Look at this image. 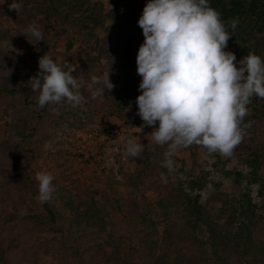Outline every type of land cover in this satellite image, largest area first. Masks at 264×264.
Returning <instances> with one entry per match:
<instances>
[{
	"label": "trees",
	"instance_id": "obj_1",
	"mask_svg": "<svg viewBox=\"0 0 264 264\" xmlns=\"http://www.w3.org/2000/svg\"><path fill=\"white\" fill-rule=\"evenodd\" d=\"M110 1L108 8L99 0H0V44L9 52L14 48L37 50L49 53L57 63L67 61L76 67V71L71 74L85 82L93 74L101 75L110 71L109 80L115 85L114 88L109 93L105 89L96 98H92L87 87L81 88L84 104L103 117L115 116L125 125L142 127L143 121L137 115L135 103V98L140 94L138 85L141 81L136 72L135 60L144 40L137 21L145 4L141 0ZM17 3L20 7L12 9L11 5ZM210 6L220 13L221 20L232 36L226 50L232 51L237 61L249 52L264 60V0H210ZM233 19L239 21L234 30L230 27ZM33 23L42 30L43 41L37 42L27 32V27ZM21 55L19 58L25 63L28 74L35 76L38 61L35 66L34 62L28 63ZM29 78L25 77L24 83L12 92L22 93L26 104L40 107L37 103L38 93H34L27 83ZM59 104L74 116L79 111L77 106L72 107L64 102ZM246 107L248 113L243 123H249L250 126L244 129L245 135L232 155L209 153L203 146L196 144L179 148L191 154L203 151L220 161L224 158L225 163H231L236 156L246 161L249 167L245 175L246 190L238 196L223 195L218 209L200 204V195L185 191L183 185H174L160 155L150 153L152 157L145 163L147 171H165L169 192L166 195L159 194L154 203L147 196L150 185L147 174H144L145 169L137 176H130L127 184L135 200L127 208L124 221L112 222V215L109 217L103 210L96 208L95 203L91 204L94 196L79 185L76 187L77 192L85 196L60 190L64 196L56 199L54 192L51 200L42 203V213L38 212L30 219L35 222L47 220L52 232L63 239L70 236L71 241L75 242L83 236L97 235L106 245L114 246L111 253L105 249L90 252L91 247H85L78 255L66 260L65 264H120V256L125 257V264H157L151 259L156 257L155 250L158 248L162 251L156 258L159 264H229L217 255V247L221 245H235L242 264H264V98L253 96ZM41 109L47 110L45 107ZM33 131L35 133V129ZM29 152L33 155L36 153L34 149ZM21 170L26 172L24 168ZM16 176L18 174L0 170V186L8 184ZM25 176L34 186L33 196L36 198L38 187L33 177ZM188 183L189 190L202 187L200 180H190ZM75 198L79 200L75 201ZM55 199L60 200L58 206L54 205ZM170 210L185 214L184 233L189 236L186 239L191 241H170L168 235L170 238L165 237L159 242L151 233L146 240L140 237L146 246L144 251L135 250L132 253L134 255L125 251L123 245L132 235H136L132 231V224H144L154 232L156 222L160 224V216L165 218V212ZM110 224L111 230L106 231V225ZM121 224H125L126 230H129L128 236L119 235ZM205 246H209L215 263L206 256ZM8 252L6 246L1 247L0 262L9 263Z\"/></svg>",
	"mask_w": 264,
	"mask_h": 264
},
{
	"label": "rangeland",
	"instance_id": "obj_2",
	"mask_svg": "<svg viewBox=\"0 0 264 264\" xmlns=\"http://www.w3.org/2000/svg\"><path fill=\"white\" fill-rule=\"evenodd\" d=\"M99 1L108 8L111 5L110 0ZM141 1L147 3V0ZM20 54L28 63L34 62L37 66L38 58L45 53L18 48L9 52L0 44V170L18 174L8 184L0 186V249L6 246L9 251V263L5 264H65L66 260L78 255L85 247H91L90 252L105 249L111 253L114 246L106 245L97 235L83 236L73 242L70 236L63 239L55 235L47 220L35 222L30 219L36 213H42L43 206L34 198V186L25 175L33 177L38 187L35 174L41 170L49 171L54 177L56 199L64 196L60 190L83 195L76 190L79 185L94 196L91 204L95 203L96 208L109 217L111 214L112 222H122L126 219L127 208L135 200L127 184L130 176H137L145 169L144 174H147L150 185L147 196L154 203L159 194L169 192L165 171L153 169L148 172L145 165L152 157L150 153L159 154L164 161L166 146L153 141L149 135L153 128L146 125L131 127L115 116L103 117L84 102L77 106L79 111L75 116L66 112L59 103L46 104L45 111L26 104L22 93L12 92L24 83L25 77H33V74H28L25 63L19 58ZM4 66L11 69L10 75ZM36 71H39L38 66ZM138 78L141 79L139 75ZM133 136L145 145L139 157H132L126 152V140ZM30 149L36 153L31 154ZM172 157H175L172 158V167L169 169L165 166L171 182L176 186L183 185L185 191L193 195L199 194L200 204L209 208L218 209L223 195L238 196L247 188L245 175L249 167L242 157L236 156L231 163H225L224 158L220 161L203 151L191 154L182 149H178ZM23 168L25 173L21 170ZM190 180H200L202 187L189 190ZM56 199L53 202L58 206L60 200ZM84 207L89 211L87 205ZM186 220L181 211H166L165 218L160 216L158 219L160 224L156 222L154 232L136 222L131 226L136 235H132L123 248L131 255L135 250L144 251L146 246L141 241L148 239L151 233L159 242L171 237L170 241L188 243L191 239H186L189 236L184 233ZM111 225H106V231L111 230ZM120 227L119 235L130 234L125 224ZM205 250L206 256L215 263L209 246H205ZM161 252L159 248L155 250L156 257L151 261L159 264L156 258ZM217 255L229 264H242L235 245L218 246ZM120 257V264H125V257Z\"/></svg>",
	"mask_w": 264,
	"mask_h": 264
},
{
	"label": "clouds",
	"instance_id": "obj_3",
	"mask_svg": "<svg viewBox=\"0 0 264 264\" xmlns=\"http://www.w3.org/2000/svg\"><path fill=\"white\" fill-rule=\"evenodd\" d=\"M238 23L233 19L231 29ZM137 24L144 37L135 60L141 77L135 98L137 115L143 125H158L149 135L156 144L166 146L163 164L170 169L173 154L192 144L209 153L232 155L250 126L243 123L246 106L253 96L264 98V60L249 52L237 61L226 50L232 36L210 0H147ZM27 32L37 42L43 41L39 25L30 24ZM38 68L27 83L38 93L40 107L61 102L76 107L85 99L81 88L87 87L96 98L115 86L109 80L110 71L93 74L85 82L71 74L76 71L73 64L57 63L46 53L38 58ZM5 71L10 75L11 69ZM144 150L138 137L126 140L130 156L139 157ZM35 179L37 201L51 200L53 175L41 170Z\"/></svg>",
	"mask_w": 264,
	"mask_h": 264
}]
</instances>
